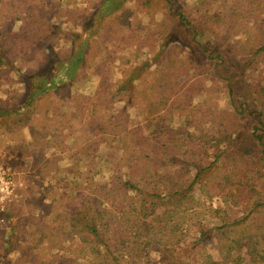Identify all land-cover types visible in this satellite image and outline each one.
Returning a JSON list of instances; mask_svg holds the SVG:
<instances>
[{"label":"trees","instance_id":"16d2710c","mask_svg":"<svg viewBox=\"0 0 264 264\" xmlns=\"http://www.w3.org/2000/svg\"><path fill=\"white\" fill-rule=\"evenodd\" d=\"M30 1L0 0L27 20L8 47L0 33V69L19 76L0 100V142L32 171L0 214L13 264H264V0L224 9L218 0H163L151 31L118 13L126 1L107 0L68 46L52 43L25 74L24 58L53 31L65 35L33 23ZM188 55L198 63L189 77L167 78ZM114 61L127 68L121 80L104 75L94 97L74 89L85 68ZM245 83L255 89L236 90ZM72 126L95 131L94 146L108 155L67 152L51 132ZM244 132L257 155L230 161Z\"/></svg>","mask_w":264,"mask_h":264},{"label":"rangeland","instance_id":"374dc122","mask_svg":"<svg viewBox=\"0 0 264 264\" xmlns=\"http://www.w3.org/2000/svg\"><path fill=\"white\" fill-rule=\"evenodd\" d=\"M106 1L107 0H41L40 3L42 4L43 9L39 10V8L37 9L34 2L31 0L30 4H32L34 7V14L32 12H27V16L32 20V22L35 24L43 23L55 25V27H59L60 30L64 31L65 35L60 39L55 35L59 34L60 32L58 30L53 31V39L47 40L43 45H41L39 47H42L40 50H35L34 56H28L27 58H24L25 68L23 70L25 74H28L30 67L35 68L36 66H41L44 63L46 53L44 51L48 50L51 47L52 43L53 45L57 46L59 50H61L65 46H68L72 37L71 35L83 29L85 25V19H87L88 17H92L98 10L99 15H102L103 9L101 7L104 3H106ZM124 1H126V4L118 13L127 11V18L130 24L137 23L144 30L151 31L153 27L157 26L161 22V20L164 19L165 4L163 0H150L152 2V5L150 7L143 6V3L146 0ZM183 1H185V3L194 4L198 7H200L204 2V0ZM218 2L223 9L232 5V0H218ZM57 4L58 7H55ZM59 7L61 8L59 9ZM13 10V4H10V2L9 4H0V33L3 35L2 37H8L4 38L3 40V42L7 44V47L11 44L13 39L12 37L14 34H16V31H19L20 33L21 27H25L27 25V20H25L24 15L15 14V17L10 16ZM50 11H52V13L55 12L54 17H56L54 18L49 14L48 20V13ZM63 14L67 15V18ZM114 16L115 15L107 19L111 20ZM12 19L15 20L12 22ZM130 31V27L124 29V31L122 32V37H126ZM126 55L132 56L133 51L127 50ZM192 56L188 55L183 65L168 72L167 78L174 80L184 74H186V78H188L190 72L198 67L197 60H195V58H193L194 56ZM144 60H146V57L139 59L140 62ZM16 62H18L19 66L20 60H16ZM126 69L127 68L123 66L120 61H114L112 63L103 62L100 64L95 63L91 68L84 69V80L78 83L74 89H82L86 96L94 97L96 93L97 80H100L104 75L108 74L110 77H112L113 81H119L125 76ZM18 77L19 76L16 74H13L11 72L8 73L0 69V100L4 97V94L7 91L10 83H13L16 78L18 79ZM150 77L152 80H155L160 84V81H158L153 74H150ZM219 88L221 92H225L224 85H220ZM242 89H244L245 92L248 93L255 88H250L248 86V83H245L242 86L241 84L237 85L236 90L240 92ZM258 89L259 91H261L262 86H260ZM258 96V94H255L251 97V99L255 101L254 104L257 103L256 100L258 99ZM221 99H225V95L221 96ZM227 103L228 102L226 101H220V105L222 108L227 107ZM131 115L132 112L130 111L127 114V117H130ZM46 121H49L48 117L46 118ZM245 125H248V123H246ZM72 127L73 128L70 130H64L62 128L55 127L51 132L53 138L56 139L63 137V139L66 140V143L63 146H66L67 152L74 154L84 153L87 155H91L94 153H96L97 155H108L106 147L94 146V140L96 136V134L94 133L95 131L84 132L80 130L81 127L79 126ZM237 143L239 145L240 154L236 156L230 155V161L243 163L247 161L245 157L246 155H257V149L254 142L251 140V136L249 133L244 132L241 135H238ZM16 144L17 143L15 140L11 141V146H15ZM28 161L29 160L26 159L25 162H23L18 158L17 155L5 152V149L2 148L0 142V170L4 169L8 172L10 171L18 185L22 186L23 192H25V188L30 184L28 171L32 172L29 168ZM47 170L50 172L49 166H47ZM83 173H85V170L83 171ZM52 219H54L53 216L50 218V220H48V222ZM7 233V229H4V224L0 223V262L4 264H13L17 260V257L14 253L15 251H11L7 247Z\"/></svg>","mask_w":264,"mask_h":264},{"label":"built area","instance_id":"2783aa9c","mask_svg":"<svg viewBox=\"0 0 264 264\" xmlns=\"http://www.w3.org/2000/svg\"><path fill=\"white\" fill-rule=\"evenodd\" d=\"M20 189L10 171L0 170V214L7 212L9 202L21 198Z\"/></svg>","mask_w":264,"mask_h":264},{"label":"crops","instance_id":"0c3cea01","mask_svg":"<svg viewBox=\"0 0 264 264\" xmlns=\"http://www.w3.org/2000/svg\"><path fill=\"white\" fill-rule=\"evenodd\" d=\"M23 193V190H22V186H21V189H20V195ZM22 196H23V194H22ZM21 196V197H22Z\"/></svg>","mask_w":264,"mask_h":264}]
</instances>
